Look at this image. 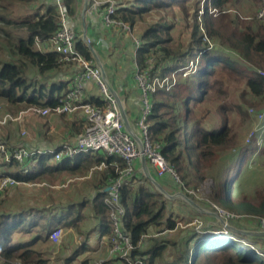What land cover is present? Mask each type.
Here are the masks:
<instances>
[{
  "label": "trees",
  "instance_id": "obj_1",
  "mask_svg": "<svg viewBox=\"0 0 264 264\" xmlns=\"http://www.w3.org/2000/svg\"><path fill=\"white\" fill-rule=\"evenodd\" d=\"M17 1L0 0L1 104L4 108L13 106L15 111L12 112L30 105L55 106L68 91V83L52 80L60 66L68 63L61 62L59 54L50 46L42 50L36 43H49L60 26L59 10L53 0H19L24 1L23 4L34 2L29 5L31 11L20 8L16 13ZM70 1L64 0L67 14L71 10ZM187 1L191 3V13L185 6ZM259 4L260 0H204L202 6L200 0H135L115 13L116 18L127 22L132 29L150 10H169L177 5L185 20L191 16L189 38L185 44L175 42L170 33L175 22L173 15L169 21L162 18L141 26L138 33L139 46L134 55L137 68L145 72L150 82L165 80L149 92L148 133L152 141L160 143L162 155L183 184L193 189L205 175L200 169L211 167L219 158L223 165L217 174L219 178H212L215 181L212 200L229 209L233 208L232 200L228 198L230 186L237 181L235 187L239 189L240 184L245 183L238 178L259 148L256 137L247 146H240L236 127L251 118L249 107L264 114V77L257 72V68H264V22L255 15ZM240 5L247 12L251 9L245 19L234 10V6L239 8ZM22 31L28 34L27 37ZM75 46L85 58L91 57L89 48L81 39ZM86 101L96 106L104 104L101 98ZM86 124L80 111L73 113L72 120L68 121L69 127L77 134ZM1 142L9 146L6 139L0 138ZM228 148L232 151L229 152ZM51 156L38 155L31 165L27 163L29 160L21 164L0 158V173L37 183L44 179L62 181L70 175L81 176L98 166L101 170L97 172L95 183L98 190L91 201L75 204L80 210L71 219L70 214L60 218L63 223H43L41 229L45 236L42 239H48L50 232L59 225L66 226L65 219L67 225L80 235H87L82 232V226L89 217V232L110 235L112 224L104 203L107 195L104 188L108 177H116L117 170L123 168L124 161L117 155L89 151L51 165L48 163ZM168 176L174 180L170 174ZM190 177L194 180H189ZM147 180L135 172L120 188V203L125 209L123 232L130 234L135 244L142 240L131 251V256L144 257V264H264L263 238L235 230H227L223 235L210 234L205 229H187L179 242H173L172 258H166L167 241L148 235V229L153 225L158 229L163 226L156 233L171 230L179 216L166 214L163 197L150 192ZM239 193L234 201L237 212L253 217L264 216V188L256 189L253 197ZM84 205H89V213L81 212ZM9 218V213L2 209L0 257L5 260L18 258L23 264H47L44 250L35 247L40 235L26 241L12 240L11 235L19 227L20 219L9 221ZM234 226L250 229L239 221ZM257 242L261 243L258 244L260 248L255 246ZM82 250V247H74L68 256L63 257L62 264H70ZM117 260L113 257L104 264H116ZM89 261L85 260L83 264Z\"/></svg>",
  "mask_w": 264,
  "mask_h": 264
},
{
  "label": "built area",
  "instance_id": "obj_2",
  "mask_svg": "<svg viewBox=\"0 0 264 264\" xmlns=\"http://www.w3.org/2000/svg\"><path fill=\"white\" fill-rule=\"evenodd\" d=\"M83 1L82 12L85 16H99L105 26H118L133 36V30L130 25L115 17L116 10L122 6H126L125 0ZM53 2L59 10L60 26L51 36L49 43L37 41L36 46L42 50L50 46L53 51L59 54L61 62L64 64L70 63L74 66L75 73L69 79L68 91L58 99L55 106L30 105L14 112L17 114L15 116L7 114L6 118L10 121L20 120L22 116L69 115L80 111L87 124L84 130L76 135L74 142L61 141L51 149L27 147L22 144L12 147L10 144L7 146L1 142L0 158L4 157L3 160L5 162L16 160L21 164L29 160L27 162L29 164L30 160L35 162L38 155L52 154L48 163L55 165L61 160L74 157L79 152L99 151L105 152L108 156H119L125 165L123 168L117 170L116 177H108L107 186L109 188L105 191L107 195L104 198L112 224V232L106 236V240L109 243L107 247L108 254L116 257L118 264H144V257L131 256V251L136 249L142 243V240L140 239L135 244L130 234L123 232L122 217L125 214V209L120 203V188L131 179L135 162H141L142 158H145L147 173L149 175H151L148 168L150 166L155 169L158 177L170 174L175 181H179L176 171L162 155L160 143L152 141L148 133L147 117L151 111L149 92L154 89L156 84L154 81L150 82L145 72L139 71L134 63V81L141 94V110L133 122L128 120L129 126H126L124 120V116L126 117V115L122 101L104 75L102 67L92 63L91 59L85 58L76 49L75 43L78 38H81L87 47L90 45L89 38L84 33L77 34L69 26L68 12L64 0H53ZM257 18L264 22V0H261V5L257 11ZM133 38L135 39V48H137L139 46V37L133 36ZM257 72L264 77L263 70L257 69ZM89 80L96 83L100 98L104 103L103 106H96L86 101L83 86ZM164 81H159L157 84L161 86ZM256 118L258 121H261V127L264 130V114L258 113ZM261 134L263 135L264 132H259L256 129L251 139L256 137L258 144V138ZM20 182V180L11 174L5 175L0 173V195L3 193L2 190L4 188L8 190L11 188L9 186ZM259 219L260 225L264 227V217H260ZM66 231L58 226L50 232L49 238L58 246L64 238ZM144 236H147V234ZM99 249L95 250V252L99 251ZM89 255H91L89 251L83 253V255L75 258L72 264H83ZM0 264L23 263L20 261L2 260ZM88 264H103V258L90 260Z\"/></svg>",
  "mask_w": 264,
  "mask_h": 264
},
{
  "label": "crops",
  "instance_id": "obj_3",
  "mask_svg": "<svg viewBox=\"0 0 264 264\" xmlns=\"http://www.w3.org/2000/svg\"><path fill=\"white\" fill-rule=\"evenodd\" d=\"M83 4V0L70 1L71 10L68 14V24L77 34L84 33L89 38L90 45L88 48L91 52V57L88 59H91L92 63L102 67L104 75L122 101L127 122L128 120L133 122L138 117L141 110V94L134 81L135 39L133 36H138L134 34L131 36L118 26H105L101 22L99 16H85L82 12ZM79 39L81 38H78V40ZM81 41L84 43L82 39ZM104 63L110 70L111 76L115 78L114 83L108 78L104 69ZM74 70V66L70 63L60 66L52 81H63L69 85V79L75 73ZM83 89L85 99L100 98L99 89L94 81H86ZM130 117L133 118V121L130 120ZM44 118H47V124L38 125L37 132H30L28 129L26 136L18 138L14 140V142L16 141V144L29 147L51 149L57 146L61 141H69L70 143L75 141L77 133L68 125V121L72 120L73 114L65 117L49 114ZM83 118L84 116L82 115V119ZM26 121L27 126H29L28 123L30 124L32 119ZM126 126H129V122ZM148 168L150 174L153 173L155 175L154 169L150 166ZM100 170L101 168L98 166L83 173L81 176L75 177L70 175V181L75 182L70 183V192L67 195H65V191L54 192L45 189L41 185L34 184L27 186L31 184L29 183L20 184L8 189L7 193L4 195L5 198L3 202L10 212L16 216L21 218L30 216V220L34 221H39L43 218L40 221L41 224H47V222L50 221L49 217H52V220L57 218L60 219L66 214H70L71 219V217L76 215H74L73 211L77 213V211L80 210L75 204L85 200L90 202L92 197L96 194L98 190L95 187L96 174ZM168 175L169 174H165L162 177L156 176L157 179L153 178L154 185L160 189L172 192L175 191L173 187L176 186V182L168 179ZM33 186H35V188H32ZM61 197H63V199ZM81 212L89 213V205H84L81 208ZM189 213L190 209L184 210L185 215ZM88 222L90 224V217L84 220V226H82V232L88 234L80 235L75 228L67 225L68 220L65 219L64 224L66 226L59 225V227L67 231L58 246L52 242L49 236L48 239H42L45 236V232L40 235L35 241V247L44 250L47 264H62L63 257L68 256L74 247L83 248L75 258L89 251L91 255L86 260L103 258V264L108 260H112L114 256L108 254L107 235L99 234L97 231L89 232L90 227L87 226ZM166 231L167 230L164 232ZM32 235L35 236V234ZM32 235L28 238H24L23 241L31 239L33 237ZM98 248H100L99 251L95 252ZM116 264H118V260Z\"/></svg>",
  "mask_w": 264,
  "mask_h": 264
},
{
  "label": "rangeland",
  "instance_id": "obj_4",
  "mask_svg": "<svg viewBox=\"0 0 264 264\" xmlns=\"http://www.w3.org/2000/svg\"><path fill=\"white\" fill-rule=\"evenodd\" d=\"M118 1V0H115ZM135 1V0H131ZM204 0H200V6L203 5ZM20 2V3H19ZM34 1H30L28 4H23L24 1H17L15 4V11L17 13L18 9H22L25 12H29L32 10V8H29ZM125 3L129 4L130 0H125ZM261 5V0L260 4ZM188 13H191V3L186 2ZM233 7V6H232ZM234 10L238 11L240 13L241 18L245 19L246 14H249L251 12V9L246 11V8L243 5H240L239 8L237 6H234ZM259 9V7H258ZM257 9V11H258ZM257 11H256V18H257ZM172 15L174 16V24L170 30V33L174 39L175 42H181L182 44H185L187 39L189 38L190 33V23H191V16H188V20H185L184 14L182 13L179 6L174 5L172 9L164 10V9H158V10H150L147 13H144L142 16V19L140 20L139 24H136L133 27V34L138 36V33L141 29V26H144L145 24L157 22L164 18L168 21L172 18ZM258 19V18H257ZM260 20V19H258ZM261 21V20H260ZM23 36L27 37V33L22 31ZM1 53V52H0ZM104 69L105 72L110 78V81L114 83L115 78L111 76L110 70L107 68V65L104 63ZM264 71L263 67L257 68ZM31 74V73H30ZM35 75V73H34ZM33 76V75H32ZM159 82L158 79L154 80V83L157 84ZM172 83H174L172 81ZM236 92V91H235ZM234 94V93H233ZM2 102L0 101V138H4L7 140L8 144H10L12 147H15L17 145L16 141L14 140L18 138H23L26 136L27 131L29 129L30 132H37L38 125H42L44 123L47 124V118H44L43 116H22L20 120H10L6 118L7 114H10L11 116H15V114L12 111H15L13 106L5 107L2 106ZM22 106V105H21ZM24 108V107H22ZM21 108V109H22ZM20 110V109H19ZM18 110H16L17 112ZM248 113L251 115V118L249 120H246L245 122L241 123L238 127H236V138L237 142L240 146H244L249 144L250 139L252 135L254 134V131L257 129L259 132H264L263 128L261 127V121H258L256 118V115L258 114L256 109L253 107L248 108ZM65 116H68L67 114H62ZM70 115V114H69ZM32 119V122L27 126V121ZM130 120L133 121V118L130 117ZM249 140V141H248ZM29 147V146H27ZM258 150L253 153V155L250 157V159L247 161V164L244 168V173L238 178L241 182H245L242 185L240 184L239 189L235 187L237 184V181L232 183L230 186V192H229V199L231 201V205L233 208L229 209L226 206H221L220 204L216 203L212 200V196L214 194V187H215V181L212 179L213 177L219 178L217 174L219 173L221 166L223 165V162L221 163V160L217 158L214 162V164L211 167H205L201 168L200 171H204L205 175L200 180L199 185L193 189L190 185L185 186L183 182L180 180L176 182V186L173 187L175 191L168 192L165 189H160L159 187L154 185L153 179L151 180L149 178V175L146 172H143L140 167V162H136V165L134 164L133 168V174L135 172H138V175L144 176L147 180L146 186H148V189L151 193L155 195H161L164 199V202L166 204V214L170 215L173 214L174 216H179L176 220L175 226L173 229H169L166 232H157L156 230H159L160 228H163V226H160L159 229L151 225L148 229V235L150 236H157V238L162 237L164 240H166V244L168 243L166 249H165V257L171 259L172 253H173V242H179L180 239L185 235L187 229H194V230H200L205 229L207 233L210 234H223L225 235L227 230H235L237 232L243 233L245 235H254L258 236L260 238H263L264 242V227L260 225V217L264 216H257L255 217L247 214H242V212H237V208L235 206V199L240 194L239 192L245 194L248 197H253L255 194L256 189L264 188V134L260 135L258 138ZM229 152L232 150L230 148L227 149ZM226 150L227 153H229ZM225 152V153H226ZM226 153V154H227ZM4 158V157H3ZM32 161L30 160L29 165H31ZM58 164V163H56ZM55 164V165H56ZM155 172V169H154ZM177 174V173H176ZM97 175V174H96ZM73 176V175H72ZM152 178L157 179V175L155 172V175L151 173ZM157 176V177H156ZM142 179V178H141ZM189 180H194L193 177H190ZM230 179H228L229 181ZM21 181V180H20ZM75 181H70V176H68L66 179L62 181H54L51 179H44L41 182L33 183V182H26L21 181L20 183L13 185L18 186L20 184H29L27 186L31 185H41L45 189L50 191H57L62 192L65 191V195H67L70 192V183ZM140 182H142L140 180ZM150 183V184H149ZM9 186V187H13ZM32 188H35L33 186ZM106 188V187H105ZM7 188H4L2 191L3 193L0 195V212L2 209H4V213H9V221H17L20 219V225L19 227L12 233L11 238L14 241H22L24 238L30 237L32 234H35L37 236L44 233V230L41 229L43 224L40 223V221L43 219L41 218L39 221L30 220L29 217L20 218L10 212L7 206H5L3 199L5 198L4 195L7 193ZM63 199V197H61ZM60 198V199H61ZM61 199V200H62ZM191 202L195 205V208L191 205ZM194 208V209H193ZM190 213L188 215L184 214V210H189ZM196 210V211H193ZM85 211V210H84ZM83 211V212H84ZM15 212V211H13ZM51 213V211H50ZM74 215L76 212H74ZM184 215V216H183ZM233 219V220H231ZM241 219V220H239ZM49 220L53 223L61 222L63 223V220L60 219H53L52 217H49ZM257 220V221H256ZM236 221H239L241 224H246L248 227L250 226V229H239L238 227L235 228L232 227L233 225H236ZM247 221L251 222L248 223ZM254 224L253 226H251ZM257 224V225H256ZM40 228V230H39ZM254 228V229H251ZM33 236V235H32ZM107 244L109 245L108 241ZM261 244L260 242L256 243V247L260 248L261 246L258 245ZM264 248V246H262ZM90 257V255L88 256ZM87 257V258H88ZM18 258L9 259L10 261H20V259L16 260ZM2 260H5L0 257V262ZM75 259H73L72 262H74ZM72 262L70 264H72Z\"/></svg>",
  "mask_w": 264,
  "mask_h": 264
},
{
  "label": "water",
  "instance_id": "obj_5",
  "mask_svg": "<svg viewBox=\"0 0 264 264\" xmlns=\"http://www.w3.org/2000/svg\"><path fill=\"white\" fill-rule=\"evenodd\" d=\"M124 120H125V123L128 125V122H127V119H126L125 116H124ZM141 166H142V171L147 173V167H146L145 158H142V160H141ZM147 174H148V173H147ZM148 175H149V174H148ZM149 178H150L151 180L153 179L150 175H149ZM153 181H154V179H153ZM108 188H109V186H106V188H104V191H107ZM192 204H193V203L191 202V205H192ZM192 206L195 207L194 204H193Z\"/></svg>",
  "mask_w": 264,
  "mask_h": 264
}]
</instances>
